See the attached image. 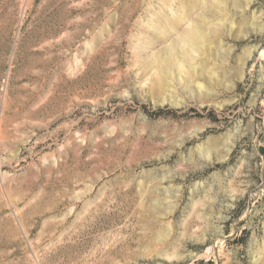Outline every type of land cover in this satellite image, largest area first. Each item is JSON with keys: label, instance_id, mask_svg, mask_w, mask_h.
Segmentation results:
<instances>
[{"label": "rangeland", "instance_id": "1", "mask_svg": "<svg viewBox=\"0 0 264 264\" xmlns=\"http://www.w3.org/2000/svg\"><path fill=\"white\" fill-rule=\"evenodd\" d=\"M25 1L0 0V264H264V0H38L67 26L36 74Z\"/></svg>", "mask_w": 264, "mask_h": 264}, {"label": "bare ground", "instance_id": "2", "mask_svg": "<svg viewBox=\"0 0 264 264\" xmlns=\"http://www.w3.org/2000/svg\"><path fill=\"white\" fill-rule=\"evenodd\" d=\"M37 1L38 0H26L24 2L25 12L21 20V32L19 33L20 42L17 47L16 55V59L22 64H26L30 72L33 71L34 74L38 72L36 70L39 68L38 66L41 62L40 59H38L36 62L31 63V60L35 56L45 52L47 48H50L52 39H54L58 32L65 26L63 18L59 17V13L53 11L50 13H43V11L39 9L41 6L39 8L37 7ZM64 35L66 34H61L63 37L60 36V38L56 40L59 46H63L65 42ZM193 36V40H195L197 32L194 33Z\"/></svg>", "mask_w": 264, "mask_h": 264}]
</instances>
